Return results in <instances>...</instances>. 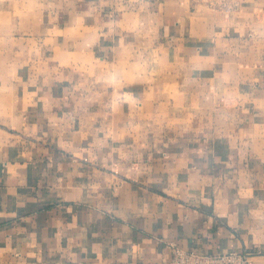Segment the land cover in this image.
I'll return each instance as SVG.
<instances>
[{
	"label": "crops",
	"instance_id": "crops-1",
	"mask_svg": "<svg viewBox=\"0 0 264 264\" xmlns=\"http://www.w3.org/2000/svg\"><path fill=\"white\" fill-rule=\"evenodd\" d=\"M203 1L33 0L0 43V264H160L264 232V4ZM67 54L89 63L40 67Z\"/></svg>",
	"mask_w": 264,
	"mask_h": 264
},
{
	"label": "rangeland",
	"instance_id": "rangeland-1",
	"mask_svg": "<svg viewBox=\"0 0 264 264\" xmlns=\"http://www.w3.org/2000/svg\"><path fill=\"white\" fill-rule=\"evenodd\" d=\"M260 3L264 4V0H258ZM33 0H0V43H7L16 32L23 28L28 19L34 14L36 10L35 7H32ZM238 2V0H204L203 3L207 4L213 10H216L220 7H223L228 4L232 7ZM262 10V9H261ZM25 24V25H24ZM24 25V26H23ZM27 30V28L25 29ZM75 32V29H73ZM60 48H56L55 51H58ZM51 61L52 64L64 65L66 62H77L80 60L81 65L86 66L89 62L85 57H76L75 55L67 54L63 55L59 60L50 59L40 60V67L47 66V61ZM191 115V114H190ZM187 121V120H186ZM264 221V218H262ZM259 232V234L257 233ZM255 232L254 238L255 242H252V247L248 248L255 256L264 254V235L263 230Z\"/></svg>",
	"mask_w": 264,
	"mask_h": 264
},
{
	"label": "built area",
	"instance_id": "built-area-1",
	"mask_svg": "<svg viewBox=\"0 0 264 264\" xmlns=\"http://www.w3.org/2000/svg\"><path fill=\"white\" fill-rule=\"evenodd\" d=\"M256 257L246 248L201 254L174 245L170 257L160 264H255Z\"/></svg>",
	"mask_w": 264,
	"mask_h": 264
}]
</instances>
